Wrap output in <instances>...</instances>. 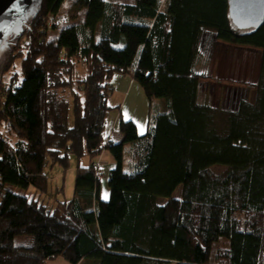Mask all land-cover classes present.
Instances as JSON below:
<instances>
[{
  "label": "trees",
  "instance_id": "16d2710c",
  "mask_svg": "<svg viewBox=\"0 0 264 264\" xmlns=\"http://www.w3.org/2000/svg\"><path fill=\"white\" fill-rule=\"evenodd\" d=\"M65 1L43 0L7 65L21 60L0 103V264H264V26L237 29L228 0H74L73 24L51 37ZM207 36L261 50L237 103L216 85L209 95ZM115 75L150 102L147 134L128 147L106 140ZM72 158L90 162L73 197L55 199L45 166L65 174Z\"/></svg>",
  "mask_w": 264,
  "mask_h": 264
},
{
  "label": "rangeland",
  "instance_id": "374dc122",
  "mask_svg": "<svg viewBox=\"0 0 264 264\" xmlns=\"http://www.w3.org/2000/svg\"><path fill=\"white\" fill-rule=\"evenodd\" d=\"M74 0H66L61 8V12L59 13V23L58 30H50V36H57L59 31L63 28H66L73 24L67 18V12L71 3ZM113 2H122V3H134V0H109ZM86 11L83 10L80 18H84ZM12 45L9 50L4 55L2 61L0 62V73H2V81L0 84V103L3 102L4 93H6V89H8L11 85L12 78L14 75V71L20 72L21 60L18 59L14 63V68L10 67L7 70V65L11 62L12 55L16 52V50H22L18 48L19 40H17V34L12 35ZM22 38V37H21ZM24 42H22L23 44ZM15 47V48H14ZM18 48V49H17ZM201 60L199 62L200 66L206 71L208 69V74L213 79L212 82H205L209 87V95L211 98L213 97L214 85L219 86L223 92L224 97H226L227 103H237V101L241 98V93L245 89L242 85L256 82L259 78V69H260V57L261 50L258 49H249L245 47L231 46L224 43H221L213 37L207 36L202 43L201 49ZM6 65V69L4 68ZM206 67V68H205ZM223 79L224 81H217V79ZM238 84V85H236ZM242 84V85H241ZM249 91V99L251 101L254 100L256 88L252 86L247 89ZM116 91V90H115ZM122 99V94L120 91H116L109 105L113 107L116 102ZM159 102H157L158 104ZM160 108L161 104L159 105ZM118 143V141H116ZM89 158H83L80 162L76 158H72L70 162V168L68 171H65L64 168L60 167L61 175L57 179H52L50 182V188L54 192L51 196L55 199H71L74 194L75 188V166L78 164L80 166H87L89 164ZM101 169V189H102V198H109V187H108V174L109 171L116 166L115 159L109 151H105V153L97 160ZM56 166L52 163L45 166V173L51 179L58 172L55 168ZM74 167V168H73ZM73 168V169H72ZM216 172L221 170V168H215ZM57 172V173H56ZM64 187V191H58V188ZM182 195V187L179 186L173 193L172 198L180 199ZM163 203L166 202V199H160ZM30 240V237H27ZM26 238H18L16 239V243L20 244L22 241H25ZM29 242V241H28ZM30 243V242H29ZM229 246V242L220 239L219 242L215 243L213 253L217 250L227 249ZM47 264H69L62 258H58L54 261L48 262Z\"/></svg>",
  "mask_w": 264,
  "mask_h": 264
},
{
  "label": "water",
  "instance_id": "95a60500",
  "mask_svg": "<svg viewBox=\"0 0 264 264\" xmlns=\"http://www.w3.org/2000/svg\"><path fill=\"white\" fill-rule=\"evenodd\" d=\"M43 0H0V62L12 45V35L38 16ZM228 14L239 30L264 26V0H228ZM2 76L0 74V84Z\"/></svg>",
  "mask_w": 264,
  "mask_h": 264
},
{
  "label": "crops",
  "instance_id": "0c3cea01",
  "mask_svg": "<svg viewBox=\"0 0 264 264\" xmlns=\"http://www.w3.org/2000/svg\"><path fill=\"white\" fill-rule=\"evenodd\" d=\"M112 83L115 90L121 92L122 99L115 103L113 106L115 110L111 111L108 116L106 140L118 141L128 147L130 143L147 134L151 115L150 102L140 85L130 77L115 75ZM139 112L142 113L141 117L138 116ZM55 168L58 173L56 172L57 174L50 180L62 176L60 167ZM76 168L75 166V173Z\"/></svg>",
  "mask_w": 264,
  "mask_h": 264
},
{
  "label": "bare ground",
  "instance_id": "6f19581e",
  "mask_svg": "<svg viewBox=\"0 0 264 264\" xmlns=\"http://www.w3.org/2000/svg\"><path fill=\"white\" fill-rule=\"evenodd\" d=\"M141 115H142V113L139 112V115L138 116L141 117Z\"/></svg>",
  "mask_w": 264,
  "mask_h": 264
},
{
  "label": "flooded vegetation",
  "instance_id": "af4514ba",
  "mask_svg": "<svg viewBox=\"0 0 264 264\" xmlns=\"http://www.w3.org/2000/svg\"><path fill=\"white\" fill-rule=\"evenodd\" d=\"M13 44V43H12Z\"/></svg>",
  "mask_w": 264,
  "mask_h": 264
}]
</instances>
